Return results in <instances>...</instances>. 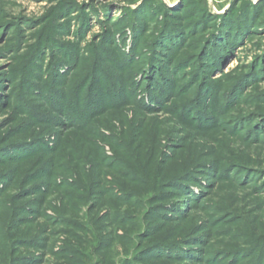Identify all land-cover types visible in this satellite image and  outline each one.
<instances>
[{"label": "rangeland", "instance_id": "obj_1", "mask_svg": "<svg viewBox=\"0 0 264 264\" xmlns=\"http://www.w3.org/2000/svg\"><path fill=\"white\" fill-rule=\"evenodd\" d=\"M0 264H264V0H0Z\"/></svg>", "mask_w": 264, "mask_h": 264}]
</instances>
